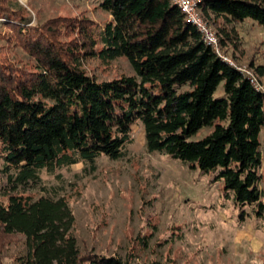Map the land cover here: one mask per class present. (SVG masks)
Masks as SVG:
<instances>
[{
    "label": "trees",
    "instance_id": "obj_1",
    "mask_svg": "<svg viewBox=\"0 0 264 264\" xmlns=\"http://www.w3.org/2000/svg\"><path fill=\"white\" fill-rule=\"evenodd\" d=\"M97 7L111 16L102 25L84 15L34 23L17 0H0V234L25 237L20 264H168L80 253L67 200L28 193L41 170L125 157L136 123L149 152L211 172L225 197L232 193L264 221V91L204 42L171 0H97ZM198 10L221 48L240 45L237 22L264 25V0H201ZM118 57L133 74L97 79L83 66ZM205 126L213 127L191 139Z\"/></svg>",
    "mask_w": 264,
    "mask_h": 264
},
{
    "label": "rangeland",
    "instance_id": "obj_2",
    "mask_svg": "<svg viewBox=\"0 0 264 264\" xmlns=\"http://www.w3.org/2000/svg\"><path fill=\"white\" fill-rule=\"evenodd\" d=\"M17 1L34 23L57 15H84L101 25L111 18L97 7V0ZM237 28L240 45L222 47V51L252 71L264 86V25L245 18L237 22ZM12 50L20 59L27 58L21 49ZM259 65L262 74L256 71ZM83 66L97 79L133 74L125 57L108 63L87 59ZM223 94L222 81L214 97ZM212 127H202L191 139L204 137ZM132 134L134 142L127 146L125 157L101 155L93 167L79 162L55 174L41 170L38 186L28 191L35 196L55 193L67 200L80 253H115L138 263L264 264V221L252 214L251 207L237 205L232 193L225 197L223 182L214 181L211 172L190 168L166 152H149L140 123L132 126ZM260 140L263 151V133ZM0 200L6 202L1 185ZM243 210L247 214L240 221ZM27 254L23 235L0 234V264H20Z\"/></svg>",
    "mask_w": 264,
    "mask_h": 264
},
{
    "label": "built area",
    "instance_id": "obj_3",
    "mask_svg": "<svg viewBox=\"0 0 264 264\" xmlns=\"http://www.w3.org/2000/svg\"><path fill=\"white\" fill-rule=\"evenodd\" d=\"M174 4L178 5L184 12L186 18L194 23L200 31L204 42L210 45L215 52L227 61L230 65L237 68L241 73L246 75L253 81L258 88L264 91V86L261 85L258 78L254 73L244 66H238L233 60L224 55L222 48L219 44L218 37L207 21L202 17L198 10V4L201 0H171Z\"/></svg>",
    "mask_w": 264,
    "mask_h": 264
}]
</instances>
